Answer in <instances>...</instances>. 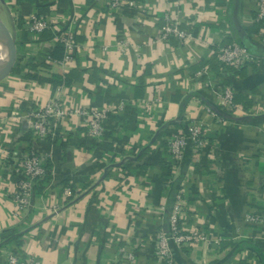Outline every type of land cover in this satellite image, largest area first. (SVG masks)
I'll return each instance as SVG.
<instances>
[{"label":"crops","instance_id":"crops-1","mask_svg":"<svg viewBox=\"0 0 264 264\" xmlns=\"http://www.w3.org/2000/svg\"><path fill=\"white\" fill-rule=\"evenodd\" d=\"M133 2L117 14L107 0H0V21L16 45L12 72L0 80V264L9 250L34 264H157L177 197L182 233L202 237L171 241L175 264H263L264 227L246 222L264 213L257 2ZM34 14L54 21L39 40L27 25ZM166 16L194 40L159 41ZM60 33L74 39L70 54L54 40ZM232 42L257 64L223 67L215 51ZM57 44L61 55L50 58ZM225 87L234 92L229 111L220 104ZM45 110L48 132L40 134L31 114ZM82 112L104 115L99 133L87 131ZM193 125L202 145L188 144L173 160L166 140L188 136ZM31 154L46 175L18 212L19 161Z\"/></svg>","mask_w":264,"mask_h":264},{"label":"built area","instance_id":"built-area-1","mask_svg":"<svg viewBox=\"0 0 264 264\" xmlns=\"http://www.w3.org/2000/svg\"><path fill=\"white\" fill-rule=\"evenodd\" d=\"M256 2L254 22L260 23L264 26V0H256ZM134 5L135 3L133 0H107L106 4L109 12L117 14L126 11L128 7ZM27 25L31 37L34 40H39L44 32L53 29L54 21L34 14L30 16ZM171 37L177 38L183 44L190 43L194 40L193 34L190 31L182 29L175 18L166 16L164 18V26L160 29L157 39L159 41H167ZM261 39L264 42V32L262 33ZM54 40L59 41L64 45L67 54L71 53L74 46V39L70 34L66 35L60 33L54 38ZM215 56L223 67L244 68L249 64H257L258 62L255 55L251 54L244 46H241L237 42H232L217 48ZM206 72L207 70L204 74H206ZM220 104L227 111L232 110L235 107L234 92L230 87H225L223 89ZM207 111L210 116L217 119L216 115L209 108H207ZM73 112H75V110H61L57 111V114L66 116L68 114H72ZM49 114V110L33 112L31 114L33 119V128L37 133L45 134L48 132ZM80 115L84 118L85 126L90 134H97L101 131L102 122L105 119L102 113L82 112ZM190 143L194 145L196 150L200 148L203 143L202 133L199 132V128L196 125L191 126L188 136L180 134L178 136L168 138L166 140V149L173 160L178 161L180 160L183 151ZM19 162L22 174L16 182L15 191L13 193V200L18 212L28 205V200L32 192L37 184L40 183L46 175L44 162L39 156L34 154L27 155ZM183 205L184 204L181 198L177 197L169 213L167 233L159 236L156 251L157 264H175L172 260L169 246L171 241L177 245H190L202 237L199 234L188 235L182 233L180 221L183 218ZM246 222L264 227V213H249ZM262 241L264 245V230L262 234ZM6 259L7 264H34L32 260H24L20 253H16L13 250H9L6 255Z\"/></svg>","mask_w":264,"mask_h":264},{"label":"water","instance_id":"water-1","mask_svg":"<svg viewBox=\"0 0 264 264\" xmlns=\"http://www.w3.org/2000/svg\"><path fill=\"white\" fill-rule=\"evenodd\" d=\"M0 40L6 42L9 46V60L0 68V80L5 78L8 74L12 72L14 64L16 62V45L15 42L8 32L5 25L0 21Z\"/></svg>","mask_w":264,"mask_h":264},{"label":"bare ground","instance_id":"bare-ground-1","mask_svg":"<svg viewBox=\"0 0 264 264\" xmlns=\"http://www.w3.org/2000/svg\"><path fill=\"white\" fill-rule=\"evenodd\" d=\"M9 46L6 42L0 40V68L9 60Z\"/></svg>","mask_w":264,"mask_h":264},{"label":"trees","instance_id":"trees-1","mask_svg":"<svg viewBox=\"0 0 264 264\" xmlns=\"http://www.w3.org/2000/svg\"><path fill=\"white\" fill-rule=\"evenodd\" d=\"M45 34V32L42 34V36L41 37H43V35ZM241 46H244L245 47V45H243V44H240ZM57 48H56V50L53 52V53H51L50 54V58H53V59H55V58H59V56L61 55V54H59V52H61L62 51V47H61V45L60 44H57ZM246 48V47H245ZM247 49V48H246ZM56 53H58L59 55H57ZM55 78V82L57 81V80H59L60 78H57V77H54ZM164 146H165V148H166V143L164 144ZM41 182V181H40Z\"/></svg>","mask_w":264,"mask_h":264},{"label":"rangeland","instance_id":"rangeland-1","mask_svg":"<svg viewBox=\"0 0 264 264\" xmlns=\"http://www.w3.org/2000/svg\"><path fill=\"white\" fill-rule=\"evenodd\" d=\"M10 35L12 36V38H13V35H12V33L10 32Z\"/></svg>","mask_w":264,"mask_h":264}]
</instances>
